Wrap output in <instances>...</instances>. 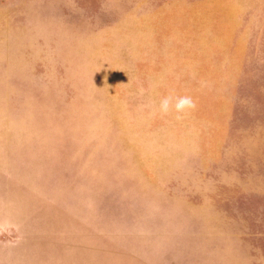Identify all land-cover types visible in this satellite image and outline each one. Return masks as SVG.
<instances>
[{
    "label": "rangeland",
    "instance_id": "1",
    "mask_svg": "<svg viewBox=\"0 0 264 264\" xmlns=\"http://www.w3.org/2000/svg\"><path fill=\"white\" fill-rule=\"evenodd\" d=\"M0 264H264V0H0Z\"/></svg>",
    "mask_w": 264,
    "mask_h": 264
},
{
    "label": "clouds",
    "instance_id": "2",
    "mask_svg": "<svg viewBox=\"0 0 264 264\" xmlns=\"http://www.w3.org/2000/svg\"><path fill=\"white\" fill-rule=\"evenodd\" d=\"M196 107L197 104L195 100L189 95H169L160 101L158 111L162 116H167L174 112L176 114V119H182L184 116L190 114L191 111L195 110Z\"/></svg>",
    "mask_w": 264,
    "mask_h": 264
}]
</instances>
